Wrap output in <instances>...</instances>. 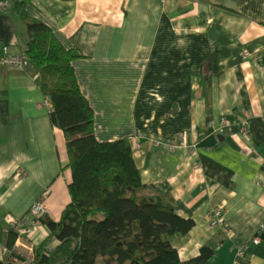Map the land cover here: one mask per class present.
I'll return each mask as SVG.
<instances>
[{"label": "crops", "instance_id": "crops-1", "mask_svg": "<svg viewBox=\"0 0 264 264\" xmlns=\"http://www.w3.org/2000/svg\"><path fill=\"white\" fill-rule=\"evenodd\" d=\"M18 1L0 0V55L26 59ZM26 9L80 54L73 65L95 109L97 138L128 136L142 180L194 219L189 232L171 237L182 261L211 245L207 264H264V233L252 242L264 223V0H29ZM24 65L0 64L4 264L60 243L45 221L28 234L29 247L19 230L7 243L47 187L46 217L58 219L71 198L64 130L51 120L35 67ZM216 207L231 234L211 224Z\"/></svg>", "mask_w": 264, "mask_h": 264}, {"label": "trees", "instance_id": "trees-1", "mask_svg": "<svg viewBox=\"0 0 264 264\" xmlns=\"http://www.w3.org/2000/svg\"><path fill=\"white\" fill-rule=\"evenodd\" d=\"M29 0L17 11L26 20L25 53L38 70L40 86L51 100L52 122L64 130L70 200L58 219L43 217L60 239L54 248L37 249L41 264H207L215 248L203 245L184 262L171 237L189 232L195 221L178 213L174 196L142 180L130 138L99 140L95 110L79 84L67 47L45 21L31 16ZM47 215V214H46ZM18 230L7 243L14 245ZM24 260V257L22 258ZM0 264H4L0 260ZM7 264H18L8 259Z\"/></svg>", "mask_w": 264, "mask_h": 264}, {"label": "built area", "instance_id": "built-area-1", "mask_svg": "<svg viewBox=\"0 0 264 264\" xmlns=\"http://www.w3.org/2000/svg\"><path fill=\"white\" fill-rule=\"evenodd\" d=\"M25 60L26 59H25L23 54L15 55V56L0 55V64H14V65L22 67V66H24ZM35 87H36V85H34L32 89H34ZM242 129L243 130L245 129L244 126L242 127ZM50 194H51V191L48 189H45L43 191V193L41 194V196L37 200H35V202L32 204V206H31V212H32L31 217L29 219H27L26 217H22L19 219L18 223H14L12 225L14 228L19 230V233L21 235L26 236L28 234H31L32 232L34 233L35 231H37L40 228V226L43 222V217L48 212V208H47L45 201H46V198ZM40 199H42V201ZM213 212H214V217H215V223L217 225L222 223V222L224 223L225 218L222 214V208L216 207L213 209ZM23 222H30V223H28L26 226H20L21 223H23ZM262 233H264V223L259 228L257 234L253 237L252 242L253 243H259L260 242V236ZM227 234H230V233H227ZM244 251L241 250V252H244ZM28 260L30 261L31 264H41L36 259L35 254L30 256L28 258Z\"/></svg>", "mask_w": 264, "mask_h": 264}, {"label": "rangeland", "instance_id": "rangeland-1", "mask_svg": "<svg viewBox=\"0 0 264 264\" xmlns=\"http://www.w3.org/2000/svg\"><path fill=\"white\" fill-rule=\"evenodd\" d=\"M26 60H27V58H26ZM26 60L24 61V64H25V62H26ZM24 68H25V65H24ZM35 72H36V74H37V76L39 77V79H40V75H39V73H38V70L35 68ZM37 83V82H36ZM38 83H39V85H40V82L38 81ZM46 103H51V100L46 96ZM52 105H50V107H51ZM95 110V109H94ZM94 126H95V123H94ZM95 128V127H94ZM155 141H157V138L156 139H154ZM156 144H159V143H157L156 142ZM46 189H48V190H50L51 191V188H49V187H47ZM43 193V192H42ZM51 193H52V191H51ZM40 197V196H39ZM38 199V198H37ZM36 199V200H37ZM41 201H42V199H40ZM35 202V201H34ZM33 202V203H34ZM32 203V204H33ZM32 206V205H31ZM213 209L214 208H211L210 210H209V212L207 213V215H208V217L210 218V221H211V224H213L214 226H217V227H219V231H220V233L222 234V233H224L225 235L227 234V233H230L231 234V226H230V224H229V222H228V220H227V218H226V216H225V212H224V210H222V214H223V216H224V218H225V220H224V223L222 222V223H220V224H216L215 223V217H214V212H213ZM227 222V223H226ZM32 234V233H31ZM255 236V235H254ZM253 236V237H254ZM25 244H26V246H28L29 247V244H30V240H31V238L30 237H28V235H26L25 236ZM252 240H253V238H252ZM246 248L243 246V247H239L238 249H237V253L240 255V254H243L244 252H241V250H245ZM35 252V253H34ZM33 253L36 255V258H37V250H35ZM28 260V259H27ZM21 261H23V264H31L30 263V261L28 260V261H26V258H24V260H22L21 259ZM8 263V262H7ZM238 264H239V262H238Z\"/></svg>", "mask_w": 264, "mask_h": 264}, {"label": "water", "instance_id": "water-1", "mask_svg": "<svg viewBox=\"0 0 264 264\" xmlns=\"http://www.w3.org/2000/svg\"><path fill=\"white\" fill-rule=\"evenodd\" d=\"M209 34H210V37L213 39L218 37L219 34H218L217 26L215 23L210 26Z\"/></svg>", "mask_w": 264, "mask_h": 264}]
</instances>
